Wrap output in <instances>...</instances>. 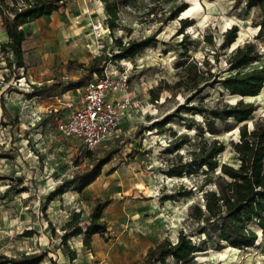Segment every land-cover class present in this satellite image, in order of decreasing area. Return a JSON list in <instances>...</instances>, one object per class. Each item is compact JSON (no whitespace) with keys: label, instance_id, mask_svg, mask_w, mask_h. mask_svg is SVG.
<instances>
[{"label":"rangeland","instance_id":"rangeland-1","mask_svg":"<svg viewBox=\"0 0 264 264\" xmlns=\"http://www.w3.org/2000/svg\"><path fill=\"white\" fill-rule=\"evenodd\" d=\"M2 1L9 6L14 1L18 5L24 2ZM66 3L58 15L42 18L43 28L26 42L25 49L40 51L31 61L29 76L27 69L14 65L9 51L0 50V257L44 253L38 264H140L149 247L165 238L174 243L179 231L189 233L198 226L190 217V208L196 203L203 206V191L213 188L218 172H209L206 178V168L196 170L191 166L180 177L171 176L167 164L176 163L178 156L181 162L190 161L191 151L201 138H216L224 145L216 157L218 163L236 166L238 159L231 141L238 140L239 126L246 123L249 130L256 118H264V83L256 97L243 98L257 105L246 122L237 124L233 118L214 119L209 114L180 109L198 105L212 110L241 98L231 97L218 83L211 88L199 82L193 89L191 71H183L184 61H196L199 81L208 78L210 72H218L223 78L229 74L228 56L238 46L252 42L261 58L247 70L264 69V28L256 25L262 13L258 5L248 6L247 0H107L106 4L116 9L117 19L110 30L112 42L106 40L100 56L105 57L100 67L126 71L134 106L111 138L88 149L78 139L61 136L57 124L79 105L83 91L70 87L84 75V66L95 59L90 26L93 20L107 16L106 4L102 0ZM182 5L184 10L170 19ZM185 18L191 24L182 28L188 42L181 45L183 36L178 31L180 19ZM49 24H53V30ZM232 26L238 29L236 45L232 47L234 41L223 48V34ZM149 36L155 41L133 57H108L118 49L115 39L127 45ZM104 37H108L106 31ZM184 47L187 51L182 56ZM46 53L52 57L50 63L48 56H43ZM7 59L12 60L10 66ZM123 60L130 66L122 65ZM180 80L182 84L177 86ZM33 85H45L47 90L35 96ZM188 97L192 99L189 103ZM179 109V116L172 117L161 129L156 126L165 115ZM209 120L214 121L215 133L207 129ZM112 149L119 152L82 192L70 187L46 201L56 185L91 171L96 161ZM189 189L190 194L179 196ZM169 195L174 197L167 199ZM96 205L103 207L101 220L108 231L93 235L90 248L85 246L83 234L69 236L63 244L62 226L78 213V226L85 231ZM257 234L258 243L245 249H218L197 232L188 238L203 249L195 255L196 264H264V231Z\"/></svg>","mask_w":264,"mask_h":264},{"label":"trees","instance_id":"trees-1","mask_svg":"<svg viewBox=\"0 0 264 264\" xmlns=\"http://www.w3.org/2000/svg\"><path fill=\"white\" fill-rule=\"evenodd\" d=\"M22 5L16 1L12 6L0 1V12L2 13V27L6 31L8 42L3 43L0 49L10 52L15 59V66L24 67L22 44L26 39V33L22 29L25 23L34 21L42 16H49L65 6L66 0H23ZM107 3V0H102ZM249 5H258L262 19L256 25L260 29L264 28V0H247ZM185 5L176 9L170 19L178 16L183 11ZM106 22L110 30L115 27L117 11L106 4ZM191 21L187 18L180 19V30L182 34L181 45L188 42L187 35H184L182 28L188 27ZM238 29L236 26L230 27L223 34L222 47H229L237 38ZM208 42H212L210 37H205ZM155 39L153 36L146 37L142 40H132L127 45H122L119 39H115L118 47L117 52L112 55L115 60L133 57L141 49L151 45ZM187 48L184 47L181 55L185 56ZM216 55V52H215ZM105 57L95 58L93 63L86 67L85 73L70 88H80L84 86L92 76L98 73L101 76V63ZM261 58L260 52L252 42H245L238 46L227 58L226 71L229 73L223 78H219L218 72H210L208 78L199 81L200 70L196 61L185 62L184 72H190L193 76V89H197L198 83H204L203 86L214 88L218 83L231 95H238L241 98L234 104H224L223 107H216L212 110L202 108L198 105H187L180 107L188 112L203 113L212 115L214 119L225 120L233 118L237 124L246 122L251 115L257 110L254 102L243 101L246 97L257 96L264 83L263 67L248 69L253 63ZM7 66L11 65V59H7ZM181 80L177 82L179 86ZM201 88V87H200ZM47 90L45 85H33L32 91L35 96H41ZM189 103L192 99L187 98ZM176 110L174 113L165 115L162 121L156 123L160 129L165 123H169L172 117L179 116ZM212 113V114H210ZM181 120H184L183 117ZM213 119V120H214ZM207 121V129L210 133H215L214 121ZM145 128V127H143ZM202 131H200L201 133ZM239 138L237 141H231L233 151L237 155L238 164L231 165L226 162L218 163L216 157L224 150V145L218 139H200L193 151L190 161H180V156L176 163L167 164L169 175L180 177L183 172L190 170L192 166L196 170H204L206 178L209 172H215L217 175L213 180V188L203 191V206L198 203L190 208V217L198 223V226L189 233L179 231L176 242H171L165 238L149 247L143 262L140 264H196L195 255L203 251L200 247L191 243L188 235L197 232L205 236L209 242H213L216 247L222 248L229 246L235 249H245L252 247L258 241V234L253 229L258 227L264 231V118L258 117L253 121L251 129H247L246 123L239 126ZM119 152L118 149H112L106 155L96 161L93 169L84 174H76L69 179H64L62 183L56 185L46 195V201L50 202L57 196L62 195L70 187L82 192L90 183H92L101 172L105 164L112 160L113 156ZM189 190H184L182 195L190 194ZM174 195H169L167 199H172ZM103 207L96 205L90 214V226L83 231L79 226V214L75 213L71 220L62 226L64 231L61 235L63 244L69 236L83 234L85 246L90 248L93 235H104L108 229L107 224L101 220ZM258 243V242H257ZM45 254H29L20 258H4L0 264H38Z\"/></svg>","mask_w":264,"mask_h":264},{"label":"built area","instance_id":"built-area-1","mask_svg":"<svg viewBox=\"0 0 264 264\" xmlns=\"http://www.w3.org/2000/svg\"><path fill=\"white\" fill-rule=\"evenodd\" d=\"M106 19L107 17L102 15L93 20L90 26L95 38L93 55L95 58L103 54L107 39L112 42ZM75 23L78 24L79 20L76 19ZM105 31L108 35L106 38ZM108 57L112 58V54L109 53ZM101 69V76H95L84 86L76 88V91L80 89L83 91L79 105L57 124L61 136L78 139L88 149L95 148L111 138L134 106L128 93L129 80L126 71L123 68L112 70L101 67ZM116 94L119 96L116 97Z\"/></svg>","mask_w":264,"mask_h":264},{"label":"crops","instance_id":"crops-1","mask_svg":"<svg viewBox=\"0 0 264 264\" xmlns=\"http://www.w3.org/2000/svg\"><path fill=\"white\" fill-rule=\"evenodd\" d=\"M67 3H65V5H67ZM67 9H68V7L64 8L65 11H68ZM54 14L58 15V11L53 12L49 16H42V17H40V18H38V19H36L34 21L25 23L22 26V29L24 30V32L27 35L26 39L24 40V42L22 44V48H23V62H24L23 69H24V71H26V69H27V73H28L27 76H29V69L28 68H29V66L31 64V61L33 60L34 57L40 55V51H39V48H34V50H30L31 48L25 49L24 46H25L26 42L29 39H32V38L36 37L39 34L41 27L43 28L44 21H43L42 18L50 17V16H53ZM49 26H50V29L53 30V24H49ZM7 42H8V37H7L6 31L2 27V18L0 16V46L3 43H7ZM43 56H48L47 59H48L49 63L52 61V57H50L49 54L46 53ZM73 90H76V88L73 89Z\"/></svg>","mask_w":264,"mask_h":264},{"label":"bare ground","instance_id":"bare-ground-1","mask_svg":"<svg viewBox=\"0 0 264 264\" xmlns=\"http://www.w3.org/2000/svg\"><path fill=\"white\" fill-rule=\"evenodd\" d=\"M240 41V37H239V39L237 40V43ZM235 45H236V41L232 44V47L234 48L235 47ZM122 65H125V66H130V62L129 61H127V60H123L122 62ZM240 97V96H238V95H232L231 97ZM256 97V96H255ZM246 98H254V97H246ZM263 114V113H262ZM237 129H235V131H236ZM226 137V136H225ZM218 172H219V170H218ZM170 179V178H169ZM256 232H258V231H260V232H262V230L260 229V228H253ZM228 248H231V247H229V246H227V249Z\"/></svg>","mask_w":264,"mask_h":264}]
</instances>
